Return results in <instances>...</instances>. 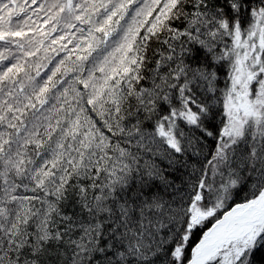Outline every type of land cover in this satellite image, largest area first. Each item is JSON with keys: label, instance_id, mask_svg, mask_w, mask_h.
<instances>
[{"label": "snow or ice", "instance_id": "1", "mask_svg": "<svg viewBox=\"0 0 264 264\" xmlns=\"http://www.w3.org/2000/svg\"><path fill=\"white\" fill-rule=\"evenodd\" d=\"M0 264H264V0H0Z\"/></svg>", "mask_w": 264, "mask_h": 264}]
</instances>
